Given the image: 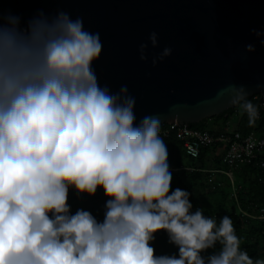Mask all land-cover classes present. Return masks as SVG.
Returning a JSON list of instances; mask_svg holds the SVG:
<instances>
[{"label":"clouds","instance_id":"obj_1","mask_svg":"<svg viewBox=\"0 0 264 264\" xmlns=\"http://www.w3.org/2000/svg\"><path fill=\"white\" fill-rule=\"evenodd\" d=\"M148 41L159 47L155 31ZM102 50L100 34L67 11L40 10L26 24L0 14V264H264L242 248L230 216L218 221L172 187L159 117L138 121L127 85H101L93 65ZM225 91L254 123L247 89ZM71 188L88 196L102 188L103 219L73 213ZM161 230L178 253L155 254Z\"/></svg>","mask_w":264,"mask_h":264},{"label":"water","instance_id":"obj_2","mask_svg":"<svg viewBox=\"0 0 264 264\" xmlns=\"http://www.w3.org/2000/svg\"><path fill=\"white\" fill-rule=\"evenodd\" d=\"M40 10L67 11L100 34L99 82L113 91L127 85L138 121L153 114L161 126H190L219 117L236 107L229 85H243L248 98L264 96V0H0V14H18L25 24ZM153 31L157 48L148 41ZM166 46L172 54L153 66Z\"/></svg>","mask_w":264,"mask_h":264},{"label":"trees","instance_id":"obj_3","mask_svg":"<svg viewBox=\"0 0 264 264\" xmlns=\"http://www.w3.org/2000/svg\"><path fill=\"white\" fill-rule=\"evenodd\" d=\"M260 96L251 97L254 104L259 108V115L254 123H250L248 114L238 105L219 117L190 125L194 130L209 131L211 134H219L229 123L237 118L236 131L243 135L264 133V111L260 106ZM257 98V99H256ZM221 122V126L212 128L210 122ZM167 127L166 125L161 128ZM169 149V161L173 172L172 187H181L191 192V200L194 206L199 202L210 203L215 218L219 219L223 213L232 218L237 235L241 237V246L247 250L249 255L255 259H262L264 250V221L247 220L239 211V207L249 210V207L256 203H264V186L258 182V178L264 177V171L256 167H247L240 171L233 172L236 183V197L232 192L230 180L225 176L227 185L222 188L221 183H212L211 177L218 172H227L228 168L221 163V154L211 158V155L219 149L218 146L203 149L199 158L187 157L184 150V143L180 141L175 133L168 136L161 135ZM189 165L191 167H189ZM223 175V174H222ZM107 197L102 188L98 189L94 196L79 194L74 188L69 192V203L73 213L78 208L90 210L98 219H103L104 206ZM155 240L151 242L155 248V254L178 253L175 245L169 243L168 235L161 230L155 234Z\"/></svg>","mask_w":264,"mask_h":264},{"label":"built area","instance_id":"obj_4","mask_svg":"<svg viewBox=\"0 0 264 264\" xmlns=\"http://www.w3.org/2000/svg\"><path fill=\"white\" fill-rule=\"evenodd\" d=\"M260 106L264 111V96L262 95L260 96ZM166 126L161 128L160 135L168 136L175 133L177 138L184 143L187 157L192 159L199 158L203 149L219 147L221 163L228 168L227 172L221 173L230 180L234 197H236V183L233 172L250 166L264 171V133L252 132L243 135L232 129L230 125L219 134H211L206 130H194L185 125L167 124ZM257 180L264 186V177ZM239 211L247 220L264 221V203H254L249 207V210L239 207Z\"/></svg>","mask_w":264,"mask_h":264},{"label":"rangeland","instance_id":"obj_5","mask_svg":"<svg viewBox=\"0 0 264 264\" xmlns=\"http://www.w3.org/2000/svg\"><path fill=\"white\" fill-rule=\"evenodd\" d=\"M219 126H221V125L218 124L217 127H219ZM220 154H221L220 150L217 149L211 155V158L214 159V157H218ZM189 167H191V166L189 165ZM214 173L215 174H213L212 175L213 177H211V179H210L211 182L212 183H221L223 185L222 188H224L227 185V181H226L225 176L222 175V174H218L217 172H214ZM211 207L212 206H211L210 203H203V204H201L200 202H199V204L197 206H194V208H202L204 210V213L206 215L214 217L215 214L212 212V208ZM221 216H224V213ZM261 252H262V259H264V250L261 251Z\"/></svg>","mask_w":264,"mask_h":264},{"label":"crops","instance_id":"obj_6","mask_svg":"<svg viewBox=\"0 0 264 264\" xmlns=\"http://www.w3.org/2000/svg\"><path fill=\"white\" fill-rule=\"evenodd\" d=\"M237 118H234L230 123H229V125H230V127L232 128V129H235L236 128V124H237ZM221 122H216V121H213V122H210V125H211V127L213 128H217V125L219 124V125H221L220 124Z\"/></svg>","mask_w":264,"mask_h":264}]
</instances>
